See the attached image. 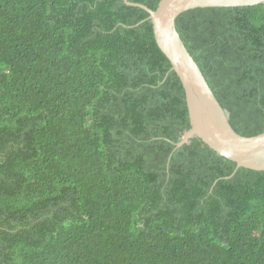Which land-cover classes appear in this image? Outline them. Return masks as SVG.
<instances>
[{
	"label": "trees",
	"instance_id": "obj_1",
	"mask_svg": "<svg viewBox=\"0 0 264 264\" xmlns=\"http://www.w3.org/2000/svg\"><path fill=\"white\" fill-rule=\"evenodd\" d=\"M149 16L0 0V264H264V171L177 147L186 92ZM177 29L233 129L264 133V4Z\"/></svg>",
	"mask_w": 264,
	"mask_h": 264
},
{
	"label": "water",
	"instance_id": "obj_2",
	"mask_svg": "<svg viewBox=\"0 0 264 264\" xmlns=\"http://www.w3.org/2000/svg\"><path fill=\"white\" fill-rule=\"evenodd\" d=\"M124 2L149 12L148 19L153 23L156 42L185 89L191 129L185 133L177 147L198 137L218 155L235 162L238 168L264 171V133L244 137L233 129L224 108L177 29V19L187 11L250 7L264 4V0H161L156 10L129 0Z\"/></svg>",
	"mask_w": 264,
	"mask_h": 264
},
{
	"label": "rangeland",
	"instance_id": "obj_3",
	"mask_svg": "<svg viewBox=\"0 0 264 264\" xmlns=\"http://www.w3.org/2000/svg\"><path fill=\"white\" fill-rule=\"evenodd\" d=\"M131 2V1H130ZM224 8V7H223ZM229 8H237V7H229Z\"/></svg>",
	"mask_w": 264,
	"mask_h": 264
}]
</instances>
